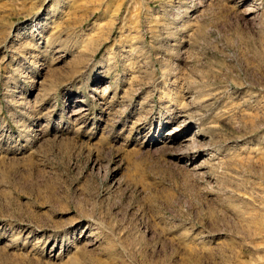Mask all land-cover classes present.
Returning a JSON list of instances; mask_svg holds the SVG:
<instances>
[{
    "label": "rangeland",
    "instance_id": "obj_1",
    "mask_svg": "<svg viewBox=\"0 0 264 264\" xmlns=\"http://www.w3.org/2000/svg\"><path fill=\"white\" fill-rule=\"evenodd\" d=\"M0 264H264V0H0Z\"/></svg>",
    "mask_w": 264,
    "mask_h": 264
}]
</instances>
